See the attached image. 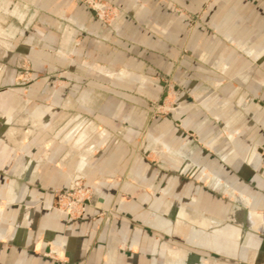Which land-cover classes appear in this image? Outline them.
Wrapping results in <instances>:
<instances>
[{"label": "crops", "instance_id": "crops-1", "mask_svg": "<svg viewBox=\"0 0 264 264\" xmlns=\"http://www.w3.org/2000/svg\"><path fill=\"white\" fill-rule=\"evenodd\" d=\"M109 1L119 9L112 26L78 0H39V36L26 41L44 58L35 65L69 72L59 88H43L45 79L30 90L0 88V264H159L158 257L171 258L160 264H193L187 257L198 264H231L223 257L264 264L261 251L246 258L247 251L218 249L224 234L211 227L218 220L192 218H207L197 211L210 209L194 200L197 192L230 196L251 184L262 201L237 204L247 212L264 209V170L251 164L246 143L250 119L264 112V62L254 66L264 61V0H143L140 7ZM173 5L203 12V25L187 33L189 19ZM9 47L8 54L27 48ZM183 49L189 57L180 60ZM170 75L186 96L170 116L150 120L147 101L163 98L167 88L155 77ZM179 121L188 135L175 127ZM154 154L161 165L146 160ZM75 177L93 194L85 214L72 220L54 206L55 193L68 191ZM186 177L190 186L182 189ZM224 178H241V189ZM180 191L191 197L194 214L186 203L168 201ZM235 214L247 230L264 233L262 214ZM185 223L210 228L206 242L214 255L170 245V237L177 245L184 240ZM193 238V247H201V236Z\"/></svg>", "mask_w": 264, "mask_h": 264}, {"label": "rangeland", "instance_id": "rangeland-1", "mask_svg": "<svg viewBox=\"0 0 264 264\" xmlns=\"http://www.w3.org/2000/svg\"><path fill=\"white\" fill-rule=\"evenodd\" d=\"M38 1L36 0H0V31L1 32L3 31L2 35L0 34V78L3 77V75L5 74L3 79H5L6 76L8 77V75H9L8 78H10L11 75L12 76L14 75L17 79V82L15 84L13 83L9 84V81L4 82L0 80V88L3 90L34 89L33 85L35 81L38 79H45V82L43 83V88L45 89L52 88V87L59 88L61 87V85H63L65 81L64 76L69 72L66 69L67 67L61 66L59 67V71L57 72L55 71L53 73L49 70L48 66L46 65L43 66L42 69H39L35 65V60L41 59L42 61H44V58L39 57V55H35V50L29 48L26 41L30 37L39 36V30L38 28H35L36 21L38 20V17L37 18L35 17L38 15L36 14V11H38L37 6L39 5ZM128 1H130L131 3L139 7L144 6L143 0H128ZM78 2L79 4L83 5L88 11H90L99 22L107 26L113 25V22L115 21L119 13V9L116 8L115 5H113L111 1L109 0H78ZM160 2L165 3V4L170 3L169 0H160ZM207 5L208 3L206 4V6ZM172 8L176 15H179L181 17L183 16L189 19V25L186 28L187 33H191L195 26L199 24L203 25L202 24L203 12L194 14L186 9L178 7L177 5H173ZM21 15H25V17H22ZM62 24H63L62 25L63 27L66 24V22H62ZM69 24L75 26V24L70 21H69ZM212 30L213 32H215L216 31L215 27H213ZM8 44L10 46L9 48L11 49V51H13V47H16V48L23 47L24 48V46H27V48H24L25 50L20 49V51L14 49V52H11L8 54V50L6 49V47H8ZM229 45H231L236 51H239V47L236 42L229 43ZM55 50L53 52H56ZM46 53L48 56V54L52 53V51H46ZM36 56H38V59L36 58ZM20 57L22 59H19ZM188 57H189L188 51L186 49H183L179 59L183 60ZM23 58L25 60H23ZM12 59H14V61ZM10 61H12L13 64L10 65L9 64ZM263 62L264 61L260 63H254V66L256 67L260 66ZM220 68H219V72H221ZM89 73L92 74L91 72ZM105 73H109V71H105ZM155 79H157V82H156L157 84L159 82H163L165 83V86L167 88L165 92L166 96H164L163 98L160 97L158 99H151L147 101L148 118L154 121L170 116L174 111L177 110L181 101H183L184 97L186 96V94L181 95L182 92L178 91V88H176V84H175V81L172 75H170L169 77H155ZM98 84H101L102 86L106 88L112 87L111 82H106V83L100 82ZM84 86L86 87V85ZM191 100H192V103L195 104L194 107L198 108L195 100H193V98ZM257 100L261 101L259 99ZM263 103H264V99H263ZM250 120H251L250 129L247 130L249 132V137L246 140V143L248 145L247 154L252 156L251 164L252 165L258 164V169L260 167L259 170L261 171V169L264 170V160L262 159V157H264V145H262V143H264V127L262 125V122H264V112L260 113V117L258 113L255 114L254 117L251 118ZM175 127L180 129L181 131H183L185 134L188 135L187 131L184 129L180 121L175 122ZM189 135L193 137V134H189ZM238 137H241V136L238 135ZM260 149L262 150V154L259 153ZM145 158L149 163H152L154 166L161 165L159 157L157 158L156 154L150 155ZM159 180H160V177L158 178V181L156 178L154 181L155 182L154 184L157 185V183L160 182ZM227 180L233 181L234 184L236 186H239V188L241 189V184H240L241 178H235L234 180L230 178L222 179L224 183ZM189 181L190 180L187 177L184 178V184L183 186H181L182 189L184 188V186H187V185L190 186V184L188 183ZM78 182H79V179L76 181L75 190L72 192H69L68 190L65 192L57 191L55 193L56 195V205L54 206L55 209L61 213L66 214L72 220H76L85 214L86 206L88 202L90 201L91 195L93 194V190L91 189V187L86 186V185H80ZM205 183H206V180H205ZM196 185H200V183H197ZM181 191L178 192L177 195L176 194L170 195V197H168V201L172 202V201L179 200L180 202L184 204L186 203L185 205L188 207L187 209L188 212L194 214L196 212L194 211V206L187 204L189 201H191V197L188 196L187 194L183 195ZM257 191L258 189L255 188L252 184L250 185L249 189L245 188L244 193L234 192V193H231L230 196L224 193L223 190H219V191L211 192V193H206V192L200 193L199 191L196 193V195L194 194L195 196L194 200H197L198 202H203V207H210V209H207L206 211L204 210L197 211V212H202L203 216L207 218H203V219L199 217H192V218L196 219V221L197 220L198 221H204V220L209 221L211 219H209L208 217H211L221 222L219 226L217 225L215 227H214V224H211V227H213L214 230H217L215 231L216 233H218L219 235L224 234L222 239L218 240V243H217L218 249L225 250L227 247V249H229L228 251H231V250L234 251V255H236V253L242 254V252L247 251L246 258L252 256L257 251H261L264 253V238L260 234L263 232H261L258 229H254L250 227V229L256 231L255 233H253L252 231L247 230L245 226L243 225V223L238 222L234 219L236 217L235 213L238 210L240 211L241 215L243 212L242 216L244 219L247 213L249 217L256 216V214L257 215L262 214L261 216H264L263 208H259V209L252 208L249 210V212H247L246 209L242 208L241 206L237 204V203H240L244 206H248V205L243 204L240 200L246 199L249 203V199L252 197L256 201L257 200L262 201L260 197H263V195L257 196V193H256ZM236 197H239L241 199H237ZM80 199H84L83 209H81L80 204L76 203L80 201ZM70 205H72V207H69ZM172 212H174V209L172 210ZM93 222L94 223L96 222L95 218ZM184 227H185L184 229H185L186 239L184 238V240L179 242L178 243L179 245H177V241L174 240V237H170L169 238L171 240L170 245L172 247L180 246L179 248L184 249L187 253H195L197 255L198 253H201L202 255H206V256H209V254H213V251L210 250V248L208 247L209 243L206 242L210 238L208 236L210 228H207L205 230H200L198 227L193 226L192 224H189V223H185ZM226 233H229L228 236L226 235L227 238L229 239L228 241H226L227 239H225ZM197 234L198 236H201L200 239H202V246L199 247V244H198L197 247L195 248L193 247V244L195 243L193 242V239H194L193 236ZM155 238L160 239L159 235L157 234L155 235ZM158 245L160 248L161 242ZM40 253L43 254V252L41 251ZM48 254L52 255L50 253ZM217 256L218 258H220L219 255ZM55 259L58 260L59 258L56 257ZM192 259L191 257H187L186 262L188 263L192 261L191 263L198 264L197 262L198 260L193 261ZM220 259L223 260V262L227 261V262H231V264L236 263V260L232 258L226 259V257H223ZM157 260L160 264L162 260L171 261V258L166 257L162 259L158 257Z\"/></svg>", "mask_w": 264, "mask_h": 264}, {"label": "water", "instance_id": "water-1", "mask_svg": "<svg viewBox=\"0 0 264 264\" xmlns=\"http://www.w3.org/2000/svg\"><path fill=\"white\" fill-rule=\"evenodd\" d=\"M259 153L262 154V150H261V149L259 150ZM262 159L264 160V157H262ZM77 180H78L77 177H75V178L72 180V183H71V186H70L69 192H72V191L75 190V183H76ZM47 251H48V250H47ZM53 253H54L55 255H58V254H59L58 252H53Z\"/></svg>", "mask_w": 264, "mask_h": 264}, {"label": "built area", "instance_id": "built-area-1", "mask_svg": "<svg viewBox=\"0 0 264 264\" xmlns=\"http://www.w3.org/2000/svg\"><path fill=\"white\" fill-rule=\"evenodd\" d=\"M76 203L80 204L81 209H83V207H84V199H80V201H78ZM69 207H72V205H70Z\"/></svg>", "mask_w": 264, "mask_h": 264}, {"label": "bare ground", "instance_id": "bare-ground-1", "mask_svg": "<svg viewBox=\"0 0 264 264\" xmlns=\"http://www.w3.org/2000/svg\"><path fill=\"white\" fill-rule=\"evenodd\" d=\"M0 34H1V31H0ZM236 198H237V199H241V198H239V197H236ZM240 201H241L242 203H245V205L248 204V201H247L246 199H245V200H244V199H241ZM50 252L53 253V252H55V251H51V250H50ZM53 254H54V253H53Z\"/></svg>", "mask_w": 264, "mask_h": 264}]
</instances>
